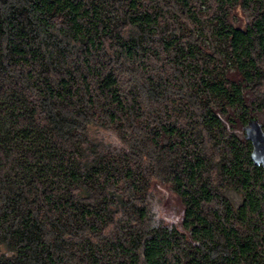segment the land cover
Returning <instances> with one entry per match:
<instances>
[{
	"label": "trees",
	"instance_id": "obj_1",
	"mask_svg": "<svg viewBox=\"0 0 264 264\" xmlns=\"http://www.w3.org/2000/svg\"><path fill=\"white\" fill-rule=\"evenodd\" d=\"M250 118L264 0H0V264H264Z\"/></svg>",
	"mask_w": 264,
	"mask_h": 264
},
{
	"label": "rangeland",
	"instance_id": "obj_2",
	"mask_svg": "<svg viewBox=\"0 0 264 264\" xmlns=\"http://www.w3.org/2000/svg\"><path fill=\"white\" fill-rule=\"evenodd\" d=\"M151 191L155 202L156 216L169 222H177L179 218V204L171 190L165 184L155 183ZM232 198L234 203H236L237 197L232 195Z\"/></svg>",
	"mask_w": 264,
	"mask_h": 264
},
{
	"label": "water",
	"instance_id": "obj_3",
	"mask_svg": "<svg viewBox=\"0 0 264 264\" xmlns=\"http://www.w3.org/2000/svg\"><path fill=\"white\" fill-rule=\"evenodd\" d=\"M242 133L251 144L250 158L255 166L264 165V128L255 118L242 127Z\"/></svg>",
	"mask_w": 264,
	"mask_h": 264
},
{
	"label": "flooded vegetation",
	"instance_id": "obj_4",
	"mask_svg": "<svg viewBox=\"0 0 264 264\" xmlns=\"http://www.w3.org/2000/svg\"><path fill=\"white\" fill-rule=\"evenodd\" d=\"M264 128V127H263Z\"/></svg>",
	"mask_w": 264,
	"mask_h": 264
}]
</instances>
